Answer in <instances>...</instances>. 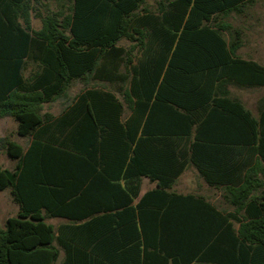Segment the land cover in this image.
Masks as SVG:
<instances>
[{
	"label": "trees",
	"instance_id": "obj_1",
	"mask_svg": "<svg viewBox=\"0 0 264 264\" xmlns=\"http://www.w3.org/2000/svg\"><path fill=\"white\" fill-rule=\"evenodd\" d=\"M41 1L0 0V119L28 140L0 137L14 162L0 191L18 207L0 264H264V94L255 119L224 89L264 85L224 21L253 0ZM233 132L258 159L227 189L231 212L162 200L188 162L209 179L198 152ZM141 177L156 187L139 196Z\"/></svg>",
	"mask_w": 264,
	"mask_h": 264
},
{
	"label": "crops",
	"instance_id": "obj_2",
	"mask_svg": "<svg viewBox=\"0 0 264 264\" xmlns=\"http://www.w3.org/2000/svg\"><path fill=\"white\" fill-rule=\"evenodd\" d=\"M244 33L245 32L241 31V36L239 38L240 46L236 51V56L242 60L256 62L264 67V64L260 63V55L263 51L261 39L257 36H246ZM227 40H229V38H227ZM74 85H79L77 86L76 93L84 90L83 85L78 80L70 85L69 90H71ZM224 89L229 93L228 98L238 101L245 110L249 111L253 118H257L258 108L264 94V85L261 87H240L228 84ZM228 117H226V119L229 121ZM238 117L239 118H235V120H231V122L237 121V123H244V121H246L244 118ZM215 139H221L220 142H222L215 145V150L207 149L198 152V156L210 166L208 172L211 177H209V179L206 178L197 171L192 163L188 162L172 183H170L167 188L163 189V191L170 196L168 198L162 196V200H177L172 197L174 195H191L195 198H202L213 205L218 211L231 212V207L226 201L230 200L227 189L239 187L242 182L243 174L249 165L252 166L255 164L258 156L250 152L253 145L245 142L247 137L241 132L217 136ZM178 161H180V159H178ZM155 187V182L149 181L146 177H141L139 196ZM135 201L137 200H134V202ZM213 217L215 218V216ZM50 219L55 220L57 224L64 221L60 218ZM234 227L236 228L237 225L234 224ZM61 258L62 253H60L56 264L61 261Z\"/></svg>",
	"mask_w": 264,
	"mask_h": 264
},
{
	"label": "rangeland",
	"instance_id": "obj_3",
	"mask_svg": "<svg viewBox=\"0 0 264 264\" xmlns=\"http://www.w3.org/2000/svg\"><path fill=\"white\" fill-rule=\"evenodd\" d=\"M152 5L154 0H148ZM41 4H47L49 9L55 8V0H42ZM41 12L45 11V7L39 6ZM225 22H228L233 27L240 29L245 32L246 36H257L261 39L263 45V51L260 55V63L264 64V0H253L250 4L243 8V11L239 14H230L228 17L224 18ZM32 29L36 30L40 27V20L35 16L31 17ZM119 45L126 46L125 41L119 42ZM75 86V87H74ZM71 90H69L68 95L73 96L76 94L77 86L74 85ZM64 99L56 100L54 103L46 106L45 109L57 115L62 109L64 104ZM0 137H6L18 144L25 146L27 144V139L19 137L16 134V124L11 118L0 119ZM14 162L7 158L3 151L0 150V166L3 168L11 169ZM18 207L13 202L9 188H5L0 191V227L3 226L4 221L9 217H15L17 214ZM47 222L56 225L57 222L52 219H47Z\"/></svg>",
	"mask_w": 264,
	"mask_h": 264
}]
</instances>
